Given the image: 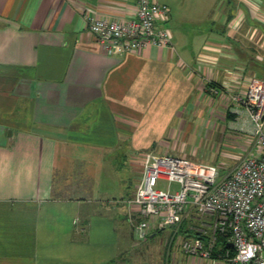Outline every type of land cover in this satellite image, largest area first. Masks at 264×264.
Wrapping results in <instances>:
<instances>
[{"label": "crops", "instance_id": "crops-1", "mask_svg": "<svg viewBox=\"0 0 264 264\" xmlns=\"http://www.w3.org/2000/svg\"><path fill=\"white\" fill-rule=\"evenodd\" d=\"M157 1L171 46L111 54L85 12L124 20L135 0H0V264H226L177 227L137 238L128 200L211 85L250 138L231 94L264 77V0Z\"/></svg>", "mask_w": 264, "mask_h": 264}, {"label": "built area", "instance_id": "built-area-1", "mask_svg": "<svg viewBox=\"0 0 264 264\" xmlns=\"http://www.w3.org/2000/svg\"><path fill=\"white\" fill-rule=\"evenodd\" d=\"M168 14L169 7L157 0H135L133 14L124 20L90 12H85V18L104 52L123 54L139 51L146 44L171 46V32L164 25ZM231 95L254 120V151L227 173L186 155L148 151L128 203L135 210L133 227L139 239L159 229L177 227L185 218L208 215L211 220L206 224L223 236L227 245L219 253L226 264H264V77H249L244 92ZM159 180H168V187L159 188ZM172 182L178 187L172 188ZM181 247L185 253L213 258L212 247L201 235L183 238Z\"/></svg>", "mask_w": 264, "mask_h": 264}, {"label": "rangeland", "instance_id": "rangeland-1", "mask_svg": "<svg viewBox=\"0 0 264 264\" xmlns=\"http://www.w3.org/2000/svg\"><path fill=\"white\" fill-rule=\"evenodd\" d=\"M214 89L211 85V96L196 101L194 121L189 124L187 129L182 128L178 137L168 138V141L164 143H168V146L162 150L168 151L173 156L186 155L197 162L215 164L221 173H227L250 152V146L253 144L252 133H248L250 138H242V133L236 129V123L232 122L233 118L231 119V115H229L231 113L229 112L230 99L226 97L218 99L214 96ZM138 178V174L133 176V183L135 181L139 183L140 178L139 180ZM170 184L172 188L178 187L176 182ZM168 185V180H159L157 186L166 189ZM209 220L211 218L208 215L189 217L184 219L175 228V231H179L180 235L195 233L205 237L207 245L213 249V255L221 258L216 252L220 246L218 240L220 235L206 224ZM213 236L216 240L212 242ZM174 237L176 236L174 235ZM182 240L183 238H181Z\"/></svg>", "mask_w": 264, "mask_h": 264}, {"label": "trees", "instance_id": "trees-1", "mask_svg": "<svg viewBox=\"0 0 264 264\" xmlns=\"http://www.w3.org/2000/svg\"><path fill=\"white\" fill-rule=\"evenodd\" d=\"M218 240H219V245L220 246L218 247V249H217L216 252H221L227 245H226V243L224 241V237L223 236L220 235V237L218 238Z\"/></svg>", "mask_w": 264, "mask_h": 264}, {"label": "water", "instance_id": "water-1", "mask_svg": "<svg viewBox=\"0 0 264 264\" xmlns=\"http://www.w3.org/2000/svg\"><path fill=\"white\" fill-rule=\"evenodd\" d=\"M231 245V244H230Z\"/></svg>", "mask_w": 264, "mask_h": 264}]
</instances>
